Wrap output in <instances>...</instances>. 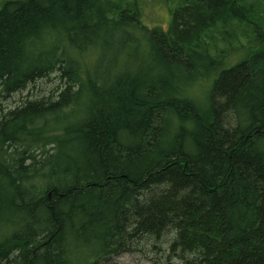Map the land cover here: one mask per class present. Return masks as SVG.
Returning <instances> with one entry per match:
<instances>
[{
  "label": "trees",
  "instance_id": "trees-1",
  "mask_svg": "<svg viewBox=\"0 0 264 264\" xmlns=\"http://www.w3.org/2000/svg\"><path fill=\"white\" fill-rule=\"evenodd\" d=\"M218 35L245 57L221 67ZM94 41L113 61L87 72ZM131 44L153 67L119 63ZM54 72L56 101L28 94L0 120V225L19 229L0 264H114L149 242L184 264H264V0H0V99ZM83 93V120L51 127Z\"/></svg>",
  "mask_w": 264,
  "mask_h": 264
},
{
  "label": "rangeland",
  "instance_id": "rangeland-1",
  "mask_svg": "<svg viewBox=\"0 0 264 264\" xmlns=\"http://www.w3.org/2000/svg\"><path fill=\"white\" fill-rule=\"evenodd\" d=\"M117 1V0H116ZM145 1V0H144ZM151 1H149V6ZM146 4V5H147ZM125 5V4H124ZM144 14V21L146 23H150L151 25L154 26H159L166 28L167 27V22L169 20V12L168 9L165 7L160 8V5L158 6H150L149 9L143 12ZM243 28V27H242ZM248 33L249 30L247 29ZM239 32V31H238ZM129 34H135L136 36H139L137 32H131ZM122 34L119 33V38ZM113 40H108V43L114 46H117L118 42L116 39H118L117 33L113 34ZM124 36L122 35L120 40L123 42ZM240 43H234L233 46L228 45L227 43H224L221 40V37L218 35L217 36V43L216 46L212 43L211 40L208 38L206 40V45L205 48L208 49L209 53L211 56H213V59L215 61L222 62L221 67H231V64L236 61L242 60L245 55L247 54L246 49L243 50L242 45L246 44L245 39L240 36ZM90 45H95L92 47V50L89 49L88 51L85 52L84 57H87V59H93L90 60V62H85L84 60H81V63L84 65L86 64L87 72H91L101 68L100 71H104L106 67L110 63H112V56H113V51L111 50L112 48H109L108 46L106 47L103 42H98L94 41L92 42H87L84 47H89ZM147 48V47H146ZM146 48L143 47H137L136 45L131 44L129 49L126 50V52L123 55H120L118 57L119 63H128L130 65H133V71L139 72L144 66L148 69L151 65V61L148 58L146 54L143 52L145 51ZM243 50V52H242ZM73 51H76L73 49ZM242 52V53H241ZM90 53H94V56L91 55ZM90 54V55H89ZM149 54V53H148ZM93 56V57H92ZM81 58V59H83ZM230 60V61H229ZM214 62V60H212ZM228 61V62H227ZM215 63V62H214ZM67 65V64H66ZM65 65L63 64V67ZM62 67V68H63ZM100 77V76H99ZM93 79H97L98 77H92ZM214 80V78H212ZM203 86V87H202ZM65 88V81L61 80L60 78V73L59 72H54L49 77L41 79L34 84H31L28 87V90L23 92V93H18L12 96L11 99L7 98H1L0 99V120L2 118L3 114H6L7 112H10L11 110H15L18 107L23 106L27 101H30L32 99L33 101L37 100H48L49 102H54L56 101V95L58 92H60L61 89ZM204 88V90H203ZM213 85L210 83V78H207L204 82H202L201 86L198 84L193 87L191 90L193 91L194 96H196L197 101L200 105H203L204 107L206 106L207 103V96L212 90ZM73 91V89H72ZM30 94V97L27 95ZM192 94V92H191ZM30 98V99H28ZM92 100V96L88 93H83V97L81 98L80 106L75 107L70 113H73L74 117L69 120H62V121H57L53 122L51 127H59V126H64L68 121L79 123L83 119H81L86 111L90 109V102ZM17 228H13L6 223H2L0 225V238L2 237H7L10 234L15 233L18 231ZM114 264H184L181 259L172 253L170 250V247L168 244L165 242H149L148 245L145 246L143 243L142 246L135 247L133 250L130 251H122L118 256L114 258Z\"/></svg>",
  "mask_w": 264,
  "mask_h": 264
},
{
  "label": "bare ground",
  "instance_id": "bare-ground-1",
  "mask_svg": "<svg viewBox=\"0 0 264 264\" xmlns=\"http://www.w3.org/2000/svg\"><path fill=\"white\" fill-rule=\"evenodd\" d=\"M222 63V62H221Z\"/></svg>",
  "mask_w": 264,
  "mask_h": 264
}]
</instances>
